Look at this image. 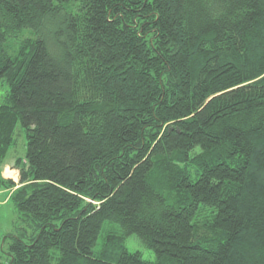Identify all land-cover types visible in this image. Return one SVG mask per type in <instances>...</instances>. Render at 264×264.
Returning <instances> with one entry per match:
<instances>
[{
    "label": "trees",
    "instance_id": "16d2710c",
    "mask_svg": "<svg viewBox=\"0 0 264 264\" xmlns=\"http://www.w3.org/2000/svg\"><path fill=\"white\" fill-rule=\"evenodd\" d=\"M0 87V264H264V0H0Z\"/></svg>",
    "mask_w": 264,
    "mask_h": 264
},
{
    "label": "rangeland",
    "instance_id": "374dc122",
    "mask_svg": "<svg viewBox=\"0 0 264 264\" xmlns=\"http://www.w3.org/2000/svg\"><path fill=\"white\" fill-rule=\"evenodd\" d=\"M2 89V87H0ZM15 144L9 148L5 157V164L3 165L1 175L4 178H12L15 182L18 181V171L12 167L15 156L22 155L25 150L24 135L20 131L18 125L15 129ZM9 191L0 190V261L5 262L7 259L6 248L9 238L5 236L16 230L17 212L11 201H7ZM127 249L133 251L138 250L141 252L142 257L145 259H154L153 251L146 247L142 241L134 234L128 236L125 240Z\"/></svg>",
    "mask_w": 264,
    "mask_h": 264
}]
</instances>
